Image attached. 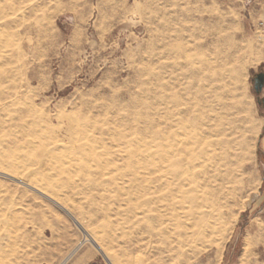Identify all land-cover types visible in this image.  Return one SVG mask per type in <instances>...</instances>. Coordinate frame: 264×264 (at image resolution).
<instances>
[{"label": "rangeland", "instance_id": "374dc122", "mask_svg": "<svg viewBox=\"0 0 264 264\" xmlns=\"http://www.w3.org/2000/svg\"><path fill=\"white\" fill-rule=\"evenodd\" d=\"M251 15L0 0V264H264Z\"/></svg>", "mask_w": 264, "mask_h": 264}, {"label": "crops", "instance_id": "0c3cea01", "mask_svg": "<svg viewBox=\"0 0 264 264\" xmlns=\"http://www.w3.org/2000/svg\"><path fill=\"white\" fill-rule=\"evenodd\" d=\"M247 3L250 6V12L252 14L251 21L257 23L258 21L264 20V0H247ZM257 66L258 68L264 69V54L261 60L258 62ZM256 89L263 97V99L261 100L262 109H263V116H262L263 129L261 132L259 148H260V153L264 158V82L262 83V85L256 84ZM262 199H264V181H263Z\"/></svg>", "mask_w": 264, "mask_h": 264}, {"label": "bare ground", "instance_id": "6f19581e", "mask_svg": "<svg viewBox=\"0 0 264 264\" xmlns=\"http://www.w3.org/2000/svg\"><path fill=\"white\" fill-rule=\"evenodd\" d=\"M198 111H200V107H199V105L197 106V108H196ZM190 112V111H189ZM202 113H204V111H200V113H199V115L197 116V121L194 123L195 124V127H198V128H200V127H202V125H203V123H200L199 122V118H200V115H202ZM188 114H190V113H188ZM178 126V125H177ZM191 126V125H190ZM178 138H179V136H178ZM180 139V138H179ZM185 141V140H184ZM191 141V140H190ZM195 142V141H194ZM201 145V144H200ZM178 150V149H177ZM177 152V151H176ZM166 160V159H165ZM186 161V160H185ZM158 172V171H157ZM156 173V172H155ZM162 176V175H161ZM200 176V175H199ZM148 178V177H147ZM169 179V178H168ZM140 191H141V189H140ZM240 192V191H239ZM237 193V192H236ZM236 195V194H235Z\"/></svg>", "mask_w": 264, "mask_h": 264}, {"label": "water", "instance_id": "95a60500", "mask_svg": "<svg viewBox=\"0 0 264 264\" xmlns=\"http://www.w3.org/2000/svg\"><path fill=\"white\" fill-rule=\"evenodd\" d=\"M255 82L257 84L262 85V83L264 82V73L263 72H260V73L257 74V76L255 78Z\"/></svg>", "mask_w": 264, "mask_h": 264}, {"label": "built area", "instance_id": "2783aa9c", "mask_svg": "<svg viewBox=\"0 0 264 264\" xmlns=\"http://www.w3.org/2000/svg\"><path fill=\"white\" fill-rule=\"evenodd\" d=\"M262 25H264V23H262Z\"/></svg>", "mask_w": 264, "mask_h": 264}]
</instances>
